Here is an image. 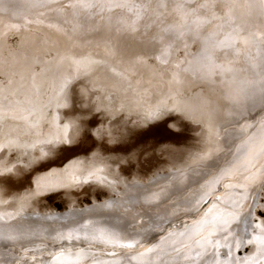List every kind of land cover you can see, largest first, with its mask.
<instances>
[{
    "label": "rangeland",
    "instance_id": "rangeland-1",
    "mask_svg": "<svg viewBox=\"0 0 264 264\" xmlns=\"http://www.w3.org/2000/svg\"><path fill=\"white\" fill-rule=\"evenodd\" d=\"M9 1L24 3L23 0H8L4 5L0 3V216L7 217L20 212L33 214L32 212L39 211L22 218L25 221L31 220L30 217L42 218L47 222L33 220L52 225L54 221L60 223V219L64 217L72 220L76 213L68 214L71 207L74 211H84L81 214L85 212L90 214L96 210L109 208L108 205L112 200L120 205L122 203L128 206L131 201L129 197L133 194L124 190L123 187L121 189L123 193L111 188L109 191L103 186V182L99 185L95 181L96 177L104 174L112 180L117 178L122 184L132 181L138 182L137 187H147L160 178L174 174V171L170 172L172 169H167L180 167L183 171L192 172L211 158L217 150L216 147H219L220 143L217 141V135L213 134L215 133L214 125L221 119L218 118V114H235L231 108L233 98L230 102L227 99L225 107L222 96V109L218 108L219 99L214 97L212 88L215 84L205 74L200 75L197 72L202 68L199 65L201 57L198 56L201 49L199 38L196 42L190 36L187 38V44L182 42L181 45L178 44L176 47L171 45L169 48L167 47L170 42L167 41L169 35L166 32L165 35L163 34V30L168 26H163L166 23H161L160 19V22L159 20L157 22L163 28L156 25L145 32L141 24L135 40L131 35L117 38L118 34H113L107 37L95 31L101 24V18L109 15L107 11L98 13L96 8L87 11L77 9L74 16L72 9L63 7L70 3L69 0H65L61 6L62 12L55 16L54 12L49 11L53 18L47 16L45 19L35 20L23 14L17 16L8 12L10 9H17L16 3ZM181 1L185 4L189 2L176 0V3ZM204 1L206 0H197V3H209ZM225 1L231 2L230 7L221 6L223 0L211 1L218 5L215 12L222 17L230 15L237 28H242L243 25L246 34L240 36H247L250 40H254L257 36L264 42V29L258 31L255 26L261 21L264 28L262 16L264 6L261 5V0ZM192 4L197 5L194 0ZM233 6L236 10L232 8ZM188 11L187 7L174 8L167 16L169 25L174 23L176 26L181 25L184 22L183 13ZM243 11L247 17L242 15ZM115 19L114 16L113 20ZM209 19H203L202 15L187 17L188 23ZM213 20L215 22H212L211 26L220 22L218 19ZM211 26L208 29L217 35L216 25ZM199 32L200 29L195 28L194 33ZM232 33L231 37H236L238 34ZM223 38L224 36L219 37L218 42ZM109 39L111 43L107 44ZM237 46L238 58L235 64L240 69L245 54L249 50V44L238 43ZM109 48L116 51L115 57L109 54ZM214 57L215 55L211 57L212 63L209 66H216L213 64ZM246 57L251 58V56ZM232 58L236 57L232 56ZM76 59L84 62L99 61V63L93 64L86 73L78 76L73 73L75 79L73 83L68 79V72L72 71L71 61ZM198 82L207 83L212 87ZM223 90L225 91V88ZM224 96L227 98L226 92ZM243 101L248 102L245 99ZM46 134L51 137L47 138ZM212 140L215 141L212 142ZM260 149L257 151L259 156H261L260 152L264 153V149ZM259 156L253 160H260ZM158 172L162 175L153 176ZM150 176L153 177L148 182L147 179ZM225 179L226 183L229 182L228 184L238 183L236 178L224 177ZM142 181L147 182L141 183ZM263 181L264 179L262 183L257 184L254 182L257 187L254 185L249 188L251 190L256 187L253 193L250 192L248 195L250 200L252 199L249 200L252 211L257 210L258 219L262 221H264ZM260 185L262 187H259ZM230 189L229 187L227 192L217 191L214 197L232 192L233 188ZM239 189L237 188L236 191L239 192ZM242 194L244 195L245 192L240 191L239 197ZM107 197L110 198L106 199ZM208 205L201 211L197 220H190L189 216V221L196 222L201 216H206L205 211L208 210L210 213L215 210V206ZM248 207L247 205L246 208ZM224 209L230 212L225 216L228 219L231 217L230 220L231 214L237 211L227 206ZM49 211H56V213H53L54 216L45 213ZM247 212L249 213V208ZM218 214H213L209 219L215 218ZM225 218L221 220L225 222ZM68 222L70 221L65 223ZM219 224L220 222L218 224L214 222L209 230L219 228ZM142 225V222L137 224L134 222L128 230L144 232L142 230L145 229L139 230ZM209 230L203 236L211 239L212 236H208L212 235L208 233ZM214 232L216 240H219L222 231ZM167 234L169 230L159 234L158 242H151L147 244L148 247H142V244L140 247L138 244L130 249L120 244H111L109 248L104 246L102 249L107 252L123 250V252L135 254L138 258L137 251H147L151 245L154 249L158 248L161 236L163 238L165 236L166 240ZM0 237L12 239L13 234L3 230ZM132 237L129 236V238ZM193 239L190 240L191 245L198 241L199 237ZM18 240L13 241L15 244H9L0 239V251L2 252L3 248L6 251L11 249L7 253L12 254L13 249L23 250L22 255H27L26 259H23L27 261L26 264H31L33 257L41 258V260L44 257V260L47 259L46 264L64 263L67 260L61 261L67 257V254L78 255L74 259L73 257L69 259L68 264L73 262L90 264L89 261L86 262L81 258V253L89 251L88 253L95 255L94 248L91 249V247L100 245L95 242L79 248L70 242L60 243L51 239L46 240L48 244L40 240H27V244H18ZM82 243L84 244L85 241ZM146 243L143 244L146 245ZM182 243L188 245L186 244L188 242H181L180 246H174L176 243H172L171 249L181 248ZM49 244H53V248ZM202 245L200 246L204 247L207 244ZM27 248L31 249L25 250ZM67 248L70 249L67 250ZM178 250L181 251V249ZM214 250L212 248L211 252ZM215 251L225 253L221 248ZM50 252H54L51 258L45 257ZM211 252L209 251L208 254ZM258 252L249 243L244 250L237 251V256L239 259H243L244 255L254 257ZM56 255L59 259L53 260ZM100 255L98 254L97 257L96 254L92 256L95 258L89 260L109 258V256L101 255L100 257ZM206 256L208 257L207 254ZM116 257L119 258V255ZM260 257L255 261L264 260V253ZM27 258L31 260L28 261ZM148 258L145 262L152 264L155 256ZM7 259L10 261L5 258L1 262L8 261V264H16L12 258L7 257ZM124 260L121 264L126 263ZM127 263L131 264V259H128ZM146 263L139 261L135 264Z\"/></svg>",
    "mask_w": 264,
    "mask_h": 264
},
{
    "label": "bare ground",
    "instance_id": "bare-ground-1",
    "mask_svg": "<svg viewBox=\"0 0 264 264\" xmlns=\"http://www.w3.org/2000/svg\"><path fill=\"white\" fill-rule=\"evenodd\" d=\"M7 1L8 0H0V3L4 5L5 3H7ZM23 1L24 3L21 4L13 1H9L11 3H16L15 5H17L16 6L17 9H13V10L10 9L8 10V12L17 14V16L23 14L30 17L31 19L36 20L42 18L45 19V17L47 16L53 18V16L51 17L50 14L48 13L49 11L54 12V15L62 12L61 6L63 5V2L65 0H23ZM211 1L214 0H206L204 2L211 3ZM165 2L166 3L171 2L173 4L176 3V0H165ZM191 3H193V0H191ZM194 3L199 4L197 3V0H194ZM172 4L171 5L168 4L169 6L163 9L162 15H164L165 17L160 16L163 18H159L161 20V23L164 22L166 23L163 26H168V27L170 26L169 25L170 22L168 23L167 16L174 10ZM176 4H185V3L181 1V2H177ZM230 4L231 2H227L223 0V3L220 5L221 6L223 5L225 7H230ZM232 8L236 10L234 6ZM243 13L244 11L242 12L243 16L247 15ZM215 15L219 17L218 18V20H220L219 24L216 23L211 26V23L215 22L212 19L210 23H202L200 25L199 33H188L180 37V39L178 40H172L170 37H168L169 40L167 39V41H170L169 44L176 47L178 44L182 42L186 43L187 38L192 36L193 37L192 39H194L196 42L198 41V38L200 39L199 42H201L200 44L202 47L204 41H206L207 38V42L210 46H214L216 49H223V52H217V55H215L213 59V64L216 66H209L212 63V59L206 60L201 58L199 65H201L202 68L197 71L199 72L200 75L205 74L206 77H209L210 81L213 84H215L212 87L207 83L202 84L198 82L199 84L207 85L213 88L214 97H216V99L217 98L219 99V102L216 100L219 103V104L217 103L218 108L222 109V105H223L222 96L225 102V107L227 105V99L230 102L233 98V106L231 108L234 110L235 114H218L219 116L217 115L218 118L221 119L220 121L217 120V123L214 125L215 133L213 134L217 135L218 138L217 141L220 144L219 147H216L217 150L214 152L211 158L204 161L205 163L194 169L192 172H190L189 170L183 171V169H180V167L167 169V170L172 169L170 172L172 173V171H174L173 172L174 174L168 177L160 178L147 187L146 186L137 187L138 182H132V181L122 184L117 180V178L116 179L113 178L114 180H112L109 176L100 174V176L96 177L95 179V181L99 183V185L100 182L101 183L103 182L104 183L103 186L108 188L109 191H111L110 190L111 188L112 190H115L117 192H121V189L123 187L124 190L128 191L130 194H133V196L129 197V199H131V201H129L130 205L125 206V204L122 203L120 205V203H117L116 201L112 200L113 203L112 201L110 202L111 204L108 205L109 208L107 209L105 208L104 210L101 209L96 210L95 212L93 211L90 214H87V212L81 214V212L84 211L81 210L74 211L71 207V210L70 212H68V214L76 213L75 215L78 214L76 217L74 215L73 216L74 218L72 217V220H70L71 218L67 219L68 217H64L60 219V223H56V221H54L52 225L50 224L46 225V223L43 224V222L44 221L47 222V220H44L42 218L34 219L33 217H30L31 220H27V221H25V219L22 218L25 215H34L36 212L39 211H34L32 212L33 214L29 212H25V213L20 212V214H16V215L12 214L7 217L0 216V233L3 230H6L7 232L13 234L12 239L0 237L1 240H3L6 243L8 242L9 244H15L13 242L15 239H19L17 241L18 244H22V243L27 244V240H32V241L40 240V242H43L45 244L47 243L46 240L50 241L51 239L54 241H60V243L64 241L66 243L70 242L72 245H75L76 247L79 248H82V246H84L85 244H93L95 242L100 243V245L94 247L90 246L91 249L94 248L93 251H95L97 257L98 254H101L104 255L105 257L109 256V258L106 259L104 257H101L100 255L101 259L98 260L96 258L97 260L93 259V261H91L89 259L95 258L92 256H95L96 254L92 255L90 254L91 252L88 253L89 251L87 253L85 252L81 253L82 255L81 258L84 259L86 262L89 261L90 264H121L123 259H125L124 260V262H126L125 264H128L127 263L128 259H131V262L133 264L138 263L139 261L142 263H146L145 260H147L148 257H153V256H155V259L152 261L153 262L152 264H194V263L202 264V262L203 264H212V260L214 258L210 254H208V252L209 251L211 252L212 248L215 249L216 243L219 242L221 245L220 248L223 251H225L224 254L221 251L219 255V260L221 264H223L225 260H231L234 262V264L235 262H238V264H264V260L255 261L257 260V258L259 259V257L262 256L264 253V242H260L261 231L264 230V223H263L264 221L258 219L257 210L252 211V206L250 204V201L252 199L250 200V198L248 197V195H250L249 193L250 192L253 193V191L257 187L256 184L260 183L264 179V174H262L261 171L262 169H264V153L262 152L263 154H261L260 152L259 154L261 156H259L257 153L259 148L264 149V114H263L264 108H262L261 104L258 102L259 90L262 82H264L262 81V75H264V48H263L264 43H260L259 46L257 44H252V43L249 44V50L245 54L244 62L241 64V67L239 69V67L235 64V60L238 58V54L233 55L234 50L231 48H224L223 44H221V41L218 42V40L219 37L224 36L222 41H225L226 39L232 36L233 34L232 32H237L239 33V35H245L246 30L243 28L242 25L243 31L240 32L241 28L236 27L230 15L222 17L220 14L216 12ZM74 16H76V14ZM202 16L203 19H207L210 18L211 14L202 15ZM262 16L264 19V15ZM250 20L253 21L252 18ZM196 21H200V20H196ZM196 21L190 22L189 24L195 28L194 22ZM175 24L176 23H174V25ZM156 25H158V22ZM215 25H216L215 31H218L217 35H214L208 29V27L210 26L214 27ZM158 26L160 27V25ZM255 26L258 31H262V29H264L261 21L260 24L256 23ZM163 34L165 35V32ZM254 40L262 41L261 38L257 36L254 37ZM224 52H226L227 55H224L223 54ZM232 56H235L236 58H232ZM246 56H251V58L248 57L249 58L248 59ZM217 65H219V67H217ZM212 67H215L214 70H210L212 69ZM25 85L28 86L29 84H25ZM207 86H205V88H208ZM223 88H225V91L223 90ZM225 92L227 98L224 96ZM243 99L247 100L248 102H244ZM46 137L49 138L51 136H47L46 134ZM25 140H30V139H25ZM213 141L215 140H212V142ZM258 145L259 147H257ZM257 156L260 157V160L259 159H257V161L253 160L257 158ZM243 159H246L247 161L245 160L243 161ZM159 172L154 174L153 176L162 175L160 174L162 173V171L160 173ZM153 176H150V178L147 179V181L149 182ZM224 177H229V179L230 177L236 178L239 184L238 183L236 184V182L235 184H233L234 182L232 184H228L229 182L226 183L227 181L226 179L224 180ZM147 181H142L141 183H145ZM254 182H256V184H254ZM228 185L232 186L230 187L231 188L230 190H232L233 188L232 192L230 191V193H226V195L224 196L214 197V193L217 191L221 192L222 190H225V192H227L229 187L226 186ZM254 185L256 187L250 190L249 188H252ZM259 187H262V185H260ZM160 188H164L170 194L169 197L165 199L163 202H153L150 200L146 202L148 197H150L153 192H158ZM237 188L238 189L240 188L239 192L236 191ZM240 191L245 192V194L244 195L242 194L241 197H239ZM108 198L110 197H107L106 199ZM201 198H203V204L197 205V201H199ZM205 203L206 205H204ZM208 204L210 205L212 204L211 206H215V210H213L212 212L209 213L208 210L207 212L206 211L204 212V214L206 213L205 215L208 217L203 215L196 222L189 221L188 219L189 216L191 217L190 220H195V219L197 220L201 211H203L206 206L207 207L209 206ZM247 205L249 206L248 207L249 209L251 208V211L249 213L247 212L248 209L246 208ZM226 206L231 207L233 209L235 208L237 210L242 208L243 211H240V214L237 216L236 219L230 220L231 217L229 219L228 217L225 218V216L230 213L226 211V209H224V207L226 208ZM199 207L200 209H198ZM45 213L54 216L55 214L53 213H56V211H49ZM215 213H219V214L215 216V218L210 220L209 217H211ZM223 217L226 219L225 221H228V223H225L223 221L224 220ZM33 219L43 222H36ZM67 221H70L71 223L68 222L66 224L65 222ZM134 222H136V224L138 222L139 223L142 222L143 225L139 227V230L141 228L145 229L142 230L144 232L139 233V231L137 232L129 231L128 228L132 224H134ZM214 222H216L217 224L220 222L219 224L220 227L215 230L212 229L213 231L211 229L209 230V227L212 226V224L214 225ZM257 226H259V228H257ZM133 229H135V227H133ZM161 229H163V231H161ZM168 230L169 233L170 232L174 233V235L167 234L166 240H165V236L163 239H160L159 247L158 248L155 247L156 249H154V247L151 245V247H153V251L151 252L146 250L145 251L143 250V252L137 251L138 254H136V256H139L138 258L135 257V254L132 255V253H128L127 251L123 252V250H119L116 252L110 248L112 251L107 252V250L102 249L104 248V246L107 248L111 244H120V246H124L126 245V243L131 242L133 238L135 239L137 238L140 241L139 243L140 245L138 246L141 247L143 245L142 247L144 246L148 247L147 244L149 245L151 242H156V241L158 242L157 239L159 234L161 235L163 233H166L168 232ZM207 230L210 231L208 232L209 234H212L208 236L210 237L212 236L213 238L211 237L210 239L203 236V234L205 235ZM214 231H222L220 236L221 238H219V240H216ZM129 236H133V237L129 238ZM200 236L204 238L202 239ZM254 237L256 238L255 240H253ZM193 238L194 239L197 238L200 244L198 245L196 241L191 245L190 240L192 241ZM81 240L85 241V243L83 244ZM205 240L208 241L206 243L207 245L202 247L203 246L202 244L205 243ZM237 240L243 241L239 247H236ZM249 240H253V242L250 244L254 248V250L259 251L258 254L254 256L256 257V259H253L254 258L253 255L251 257H248L250 255L248 256L244 255L243 259H239V257L237 256V251L239 249L244 250V247L246 245H249V243L247 242ZM180 241L185 243L188 242L186 244L190 246L182 243L183 246L181 248L178 247L175 249H171L173 247L172 243L173 244L176 243L174 244V246L175 245L177 246L181 244ZM144 242H147L146 245L143 244ZM209 243L212 244V246ZM49 245H51L52 248L54 246L53 244H49ZM229 246H231L232 248L231 257L226 256ZM28 249L30 250L31 248H27L25 250ZM69 249L70 248H67V250ZM178 249H181V251ZM4 251H6V249L4 248L2 252L0 251V254L2 253L0 255V264H8V261L2 263L3 262L2 260H5V258L6 260H9L7 259V257L10 259L12 258L16 264L17 262H19V264L27 263V261H23V259L27 256L25 254L22 255L23 250L21 251L17 248L13 249L12 254L7 253L8 251H11V249L6 252ZM42 251L45 252L44 248H42ZM48 253L45 257L51 258L54 252L53 253L50 252V254ZM109 253H116V255L114 256L109 255ZM206 254L208 255V257L206 256ZM118 255L119 258L116 257ZM75 256H69L67 254V257H64V259L62 258L60 259H62L61 262H64L65 260L68 261L69 259H72V257L74 259ZM205 256H206V260H205ZM126 257L128 258L126 259ZM42 259L44 260L45 258L43 257ZM55 259H59V257L57 258L56 255L55 258H53V260ZM67 261L64 263H56V264H68ZM72 264L75 263L73 262Z\"/></svg>",
    "mask_w": 264,
    "mask_h": 264
},
{
    "label": "snow or ice",
    "instance_id": "snow-or-ice-1",
    "mask_svg": "<svg viewBox=\"0 0 264 264\" xmlns=\"http://www.w3.org/2000/svg\"><path fill=\"white\" fill-rule=\"evenodd\" d=\"M261 5L264 6V0H261ZM168 6L169 5L165 2V0H70V3L63 7L72 9L73 15L76 14L77 9L87 11L96 8L98 9V13L107 11L109 15L107 17H102L100 26L95 29L97 34L103 33L107 37H111L113 34H118L117 38H119V36L131 35L135 40L136 33L139 31V25L142 24L145 32H147L151 27L156 26L157 21L162 15L163 9L167 8ZM172 6L176 9H183L185 7L189 9L187 13H183L184 22L181 25H171L163 30L169 35L172 40H178L180 39V37L188 33H194L195 28H199L202 23H210L212 19L219 18L215 15V10L218 8L217 3L215 2L199 3L197 5H193L191 3V0H189L187 4L173 3ZM208 14H211L210 19L207 21L194 22L195 28L187 21V17L189 15L199 16ZM114 16L116 17L115 20H113ZM242 31L243 29L241 28L240 32ZM106 43L110 44L111 40H107ZM238 43H243L246 45L252 43L259 46L260 43L264 42L250 40L249 37L240 36L239 33L236 37H229L225 41H221V44H223L224 48H231L234 50L233 55L238 54ZM167 47L170 48L171 44H169ZM108 50L111 56L115 57L117 55L116 51L113 48H109ZM217 52H223V49H216L214 46H210L206 40L204 41L203 46L198 53V56L203 59L210 60L212 56L217 55ZM223 54L227 55L226 52H224ZM97 63H99V61L84 62L83 60L79 59L72 60L70 65L72 71L68 72V79L74 83L75 79L73 77V73H75L76 76L81 73H86L93 64ZM217 67H219V65H217ZM262 81H264V75H262ZM258 102L261 104L262 108H264V82H262L259 90ZM261 171L262 174H264V169H262ZM226 187H231V185H228ZM169 195L170 194L164 188H160L158 192H153L151 196L148 197L146 202H148L149 200L153 202H163L169 197ZM200 204H203V198L197 201V205ZM240 211H243V209L241 208L232 213V219H236L240 214ZM262 211H264V209H262ZM225 223H228V221H225ZM257 228H259V226H257ZM161 231H163V229H161ZM169 235H174V233H169ZM161 239H163V237ZM255 239L256 238L254 237L253 240ZM253 240H249L247 242L252 243ZM207 242L208 241L205 240V243ZM242 242L243 241L241 240H237L236 247H239ZM260 242H264V230L261 231ZM139 243V240L132 239L131 242L127 243L124 246L132 248L133 245H138ZM197 244L199 245L200 242L197 241ZM220 247V243L217 242L215 245V249H219ZM147 251L151 252L153 251V248L150 247L147 249ZM231 254L232 248L231 246H229L226 256L231 257ZM109 255L114 256L116 255V253H109ZM210 255L214 258L212 264H221L219 260V251H213ZM17 264H19V262H17ZM31 264H46V262L34 257ZM223 264H234V262L231 260H225ZM235 264H238V262H235Z\"/></svg>",
    "mask_w": 264,
    "mask_h": 264
}]
</instances>
